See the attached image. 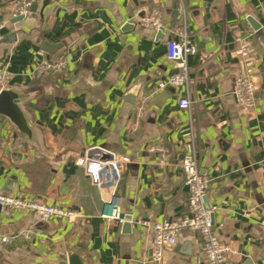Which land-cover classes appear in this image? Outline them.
I'll use <instances>...</instances> for the list:
<instances>
[{"label":"crops","instance_id":"crops-1","mask_svg":"<svg viewBox=\"0 0 264 264\" xmlns=\"http://www.w3.org/2000/svg\"><path fill=\"white\" fill-rule=\"evenodd\" d=\"M13 1L0 0V68L7 67L29 134L0 116V193L56 204L73 218L41 222L29 211H0V238L30 227L38 233L29 243L0 241V264H67L73 252L84 264H149L150 230L131 222L127 233L103 219L105 203L117 195L132 221L185 216L179 163L190 143L209 183L212 229L232 251L223 264H264V0H38L17 22ZM153 9L163 14L162 31L131 24L135 13ZM182 14L197 49L187 58V84L156 91L178 73L166 43ZM246 34L256 52L250 59L239 54ZM43 59L66 67L36 78L32 70ZM244 75L256 88L248 112L231 95ZM180 99L189 109L178 107ZM92 147L130 159L116 182L104 176L97 186L88 168L75 165ZM160 264H205L197 234L183 231Z\"/></svg>","mask_w":264,"mask_h":264},{"label":"built area","instance_id":"built-area-1","mask_svg":"<svg viewBox=\"0 0 264 264\" xmlns=\"http://www.w3.org/2000/svg\"><path fill=\"white\" fill-rule=\"evenodd\" d=\"M38 0H14L10 6L12 17L25 18L30 13L31 6ZM182 10V9H181ZM131 24L140 29L151 32H160L165 27L163 14L157 9L147 10L139 15L135 13ZM2 28V27H1ZM173 39L166 43L167 59L174 63L178 73L167 77L159 82L155 90L163 91L169 88L177 89L187 84V58L197 54V49L190 39L186 27V16L181 15L176 25L170 30ZM239 54L244 59L254 58L256 55L252 34H246L238 41ZM66 67L64 60L43 59L37 62L32 70L34 77H42L45 73H60ZM9 86V72L7 67L0 68V91ZM231 95L237 106L248 112L256 103V88L252 77L244 75L236 77L233 83ZM150 96H145L137 103L135 109L136 123L144 114ZM190 101L180 99L177 103L180 109H189ZM187 153L179 163L183 174V185L187 190V214L173 221L150 223L148 221H132L137 225L147 227L151 232L149 264H160L164 251L167 247L176 245L177 239L183 231H191L197 234L201 243V253L205 264H223L227 256L232 253L231 249L222 243L214 233L212 227V212L205 205L204 199L208 191V180L203 177L197 167V161L193 143L187 145ZM150 152H158L161 155L168 154L162 148L150 147ZM130 163L126 156L118 155L112 151L100 147H92L85 150L81 157L75 161L78 167L89 169V175L97 186H101L103 178L116 182L123 169ZM0 211H29L34 213L39 221L48 222L52 219H67L71 221L73 213L62 209L56 204H43L36 201H27L19 197L0 193ZM101 217L105 220L115 221L119 225L125 223L120 210V198L112 194L105 203ZM38 236L33 227L2 236L0 241L4 245L14 246L29 243Z\"/></svg>","mask_w":264,"mask_h":264},{"label":"water","instance_id":"water-1","mask_svg":"<svg viewBox=\"0 0 264 264\" xmlns=\"http://www.w3.org/2000/svg\"><path fill=\"white\" fill-rule=\"evenodd\" d=\"M21 20H23L22 17H17L15 21L17 22ZM246 21L250 24L253 31L259 29V25L254 22L252 18H248ZM158 35L161 34L158 33ZM52 49V45L48 44H45L42 47V50L45 52H51ZM18 102L19 101L16 93H14L9 86L2 89L0 91V116L9 119L10 122L15 125L22 133L29 134L25 119L20 111V108L18 107ZM122 217H124L126 220L125 223H123V228L126 229L128 233L131 229V217H126L124 215H122ZM67 264H84V262L78 253L73 252L68 256Z\"/></svg>","mask_w":264,"mask_h":264}]
</instances>
